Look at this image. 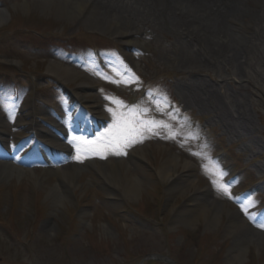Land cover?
Listing matches in <instances>:
<instances>
[{"label": "rangeland", "instance_id": "rangeland-1", "mask_svg": "<svg viewBox=\"0 0 264 264\" xmlns=\"http://www.w3.org/2000/svg\"><path fill=\"white\" fill-rule=\"evenodd\" d=\"M34 1L0 0L8 12L0 22V129L10 142L26 138L32 123L23 106L32 95L46 130L68 110L63 90L82 83L81 95L109 123L92 139L67 137L72 159L63 168L79 172L66 188L44 168L0 177V264H146L147 254L169 250L179 264H264V0L245 1L241 23L233 0L218 4L213 43L242 39L237 63L185 25L182 0H92L105 9L97 23ZM116 6L118 30L132 31L135 45L104 22ZM51 60L78 76L53 77ZM169 154L181 158L175 179L160 171ZM90 159L95 165L83 167ZM109 165L120 181L103 172ZM210 198L250 228L231 225L220 209L218 222L205 220L199 201Z\"/></svg>", "mask_w": 264, "mask_h": 264}, {"label": "bare ground", "instance_id": "bare-ground-1", "mask_svg": "<svg viewBox=\"0 0 264 264\" xmlns=\"http://www.w3.org/2000/svg\"><path fill=\"white\" fill-rule=\"evenodd\" d=\"M161 1V2H160ZM170 1L172 0H154V3H163V5H167L169 3V5H171ZM221 1H227V0H182V5L185 3L184 6H186L185 8H187V13H185L183 16H185L187 18L188 24H185L187 27H193L194 30H196V32L198 34L200 33H204L205 37L204 39L207 40L206 41V47H210L211 46V50H213L214 52H219L221 54H228L231 57V60L236 62L239 60V58L241 57V54H243L244 52V47L242 44V39H239L235 37V39H229V41H222L219 44H215L213 43V39L219 35L220 31V19H222L223 17L221 16L222 10H219V6L218 4ZM235 2V7L233 8L234 11H236L237 15L233 21L235 22H240V17L241 15L244 16H248V14L250 13V9L247 8L245 5V1L247 3V0H242L243 2L241 3V0H233ZM263 0H254L253 2H259L260 4L262 3ZM36 5H39L42 7L43 10L46 11H51V8H55V13L58 16H69L72 19H79L80 16L84 15L85 20H88V22H93V23H97L100 18L105 15L104 14V10L102 11V9H99L98 5L93 4L92 0H60L59 2H56L55 0H35L34 1ZM248 2H251L250 0ZM252 2V3H253ZM240 4H243V6H240ZM245 4V5H244ZM23 9L27 10L29 9V2H25L22 5ZM182 8V7H181ZM245 12V14H244ZM248 12V13H247ZM119 13L120 11H117V6L113 8V10H110V17L112 18L111 20H108L107 18L105 19V23H108L110 25V27H114V28H119L120 25V18H119ZM7 11H5L4 9L0 8V22L1 20H3L5 17H7ZM242 17V18H243ZM244 20V19H243ZM100 22V21H99ZM241 23V22H240ZM240 23H238V27L241 25ZM223 24V23H222ZM241 29V27H240ZM132 31L130 30H123V29H119L117 31V33L125 39L126 42H129L132 45L136 44V41L133 40L132 38ZM233 34H231L232 36ZM235 36V35H234ZM48 72L50 74L59 76L60 78H65V80H72L75 77L78 76L77 73H74L69 67H65L63 66L60 62H57L55 60H51L49 62L48 65ZM75 94L77 96H79V98L81 100H83L84 98L80 95V90L75 91ZM32 104V96H30V98L25 102L23 109H24V114L26 116V118L28 119V121L32 122V112L30 109V106ZM89 112H91V108L88 107ZM55 140V136H52V140H47L48 142V147L43 148V152H45L46 150L51 149L52 148H57V144L53 141ZM91 165H95L94 163H92ZM180 165L179 160L177 159V157L175 155H171L169 154V157H167V159L165 160V163L163 164V166L161 167L160 171L163 170H168L170 171L169 174L167 175V178H171V179H175L176 176H180L178 172H176V168L177 166ZM184 167L188 166L186 164L183 165ZM51 173H55L59 176V178L61 179V184L63 185V187L65 186L66 188V182L67 183H73L75 182L76 178H77V172L79 171L78 167H71L69 168H56L53 170H50ZM106 171H109L107 174L108 176H111L112 174H114V179H116V181H120V175H119V170L118 168L114 165L111 167L110 170V165L109 168L107 169H103V172L105 173ZM12 172H15V169L9 165L8 163H0V175L5 176L7 174H12ZM174 173L175 176L171 175V173ZM131 179L136 180V178L134 176H131ZM115 181V182H116ZM140 182V180L138 181ZM194 181H189V184L192 185ZM136 184V190L139 188L140 184L135 183ZM125 192L128 196L132 197L134 196V193L132 192V190H126ZM205 194V193H204ZM202 194V195H204ZM199 201V205L203 206L202 208V213H200L205 220H207L208 217L211 218V220H213L214 222H218L219 221V217H220V212L222 210H225L226 213L229 216V223L231 225L236 226V228L239 227H243V228H250L245 220L241 217L238 218V216L236 215V213H233L232 211L225 209L223 205L219 204L216 200L210 198V199H204ZM207 200V201H206ZM223 207H221V206ZM221 210L220 212L218 210ZM264 238V231L262 229V231L260 232ZM244 240V237H243Z\"/></svg>", "mask_w": 264, "mask_h": 264}, {"label": "snow or ice", "instance_id": "snow-or-ice-1", "mask_svg": "<svg viewBox=\"0 0 264 264\" xmlns=\"http://www.w3.org/2000/svg\"><path fill=\"white\" fill-rule=\"evenodd\" d=\"M221 175H222V174H221ZM213 183H215V181H213ZM221 188H222V190H223L225 193L228 192V187H227V186H225V185H221ZM245 211H247V209H245ZM259 226L262 227V228H264V224H260Z\"/></svg>", "mask_w": 264, "mask_h": 264}]
</instances>
